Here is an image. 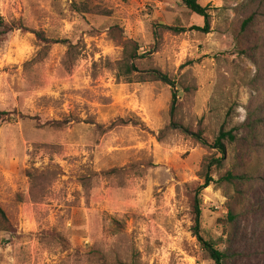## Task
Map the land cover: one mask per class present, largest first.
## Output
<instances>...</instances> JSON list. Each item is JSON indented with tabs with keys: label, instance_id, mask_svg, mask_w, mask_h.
Instances as JSON below:
<instances>
[{
	"label": "rangeland",
	"instance_id": "1",
	"mask_svg": "<svg viewBox=\"0 0 264 264\" xmlns=\"http://www.w3.org/2000/svg\"><path fill=\"white\" fill-rule=\"evenodd\" d=\"M200 2L209 32L181 0H0V264H215L197 194L226 264H264V0ZM258 117L213 172L245 197L200 188L199 133Z\"/></svg>",
	"mask_w": 264,
	"mask_h": 264
},
{
	"label": "trees",
	"instance_id": "2",
	"mask_svg": "<svg viewBox=\"0 0 264 264\" xmlns=\"http://www.w3.org/2000/svg\"><path fill=\"white\" fill-rule=\"evenodd\" d=\"M183 4L192 12L204 17L205 25L204 27L198 28L199 30H203L204 32H209L211 30V21H210V12L209 8L203 5L200 0H181ZM249 19L244 20L243 26L245 27L248 24ZM22 26L15 25V23L7 22L2 15H0V36L6 35L15 28H21ZM136 56V53L134 54ZM133 55V56H134ZM134 69V65H130L126 67V72H132ZM158 78L162 79L166 83L173 85V81L165 75L158 73ZM179 99V96L175 92L173 95V105ZM7 115V112L0 111V118ZM253 114H250V117ZM262 122L261 118H250V120L240 126H234L230 129H226L225 126H222L218 135L212 140H206L201 133H199L198 138L201 142H203L209 148L215 150L213 154L208 155L203 163L202 177L204 179V183L200 188H206L210 184L216 181H225L234 186L236 192L239 195H242V198L245 197L244 187L248 182H251L253 178L251 171L236 172L233 169L226 171L222 177L216 180L213 176V172L216 169L221 168L224 165V160L227 154L228 144H242L244 140H246L247 136L252 137L254 139L256 137V130L258 127V123ZM247 127L249 129L248 135L245 137L241 130ZM254 150V147H252ZM192 213H193V232L198 237L203 249L207 252L208 256L214 261L215 264H226L227 262V253L224 250L216 247L214 241L212 239H206L202 234L201 228V200L199 195L194 198L192 203ZM238 214L230 210L228 216L231 221L235 220V217ZM116 222H120L118 219H115ZM11 228L9 217L5 211V209L0 205V231H9Z\"/></svg>",
	"mask_w": 264,
	"mask_h": 264
}]
</instances>
